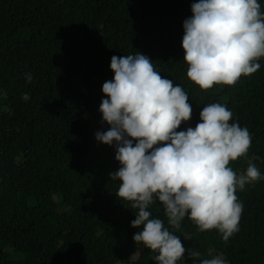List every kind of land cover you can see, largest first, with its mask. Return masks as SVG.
<instances>
[{
    "label": "trees",
    "instance_id": "1",
    "mask_svg": "<svg viewBox=\"0 0 264 264\" xmlns=\"http://www.w3.org/2000/svg\"><path fill=\"white\" fill-rule=\"evenodd\" d=\"M134 1L0 0V264H155L156 254L133 240L142 230L131 226L137 210L115 195L114 146L95 145L89 135L91 125L110 127L99 109L113 56L139 51L187 92L192 119L177 131L195 128L205 105H226L230 123L252 135L248 155L229 166L240 175L251 162L264 177V58L234 86L203 91L187 77L182 47L198 0ZM258 3L264 12V0ZM236 195L244 210L227 243L217 230L198 233L188 218L171 229L163 206H150L151 218L201 253L178 264L217 255L226 264H264V179Z\"/></svg>",
    "mask_w": 264,
    "mask_h": 264
},
{
    "label": "clouds",
    "instance_id": "2",
    "mask_svg": "<svg viewBox=\"0 0 264 264\" xmlns=\"http://www.w3.org/2000/svg\"><path fill=\"white\" fill-rule=\"evenodd\" d=\"M184 21L182 47L187 77L203 91L214 85L234 86L251 76L264 58V12L258 0H198ZM114 78L103 84L102 122L98 142L114 146L120 168L110 179L120 181L115 194L136 209L133 228L136 245L154 255L155 264H178L201 257L185 248L160 218H151V205L163 206L168 225L179 231L188 218L198 233L217 230L225 243L239 232L244 210L236 195L245 185L264 179L255 164L238 175L229 166L248 155L252 135L232 122L233 112L221 103H209L195 128L177 131L192 119L187 92L155 70L147 55L137 52L111 58ZM31 83V74L26 73ZM25 101L29 94L22 95ZM259 159V157H256ZM183 239L192 240L185 232ZM200 264H226L222 256L200 259Z\"/></svg>",
    "mask_w": 264,
    "mask_h": 264
},
{
    "label": "rangeland",
    "instance_id": "3",
    "mask_svg": "<svg viewBox=\"0 0 264 264\" xmlns=\"http://www.w3.org/2000/svg\"><path fill=\"white\" fill-rule=\"evenodd\" d=\"M98 131H102L101 129L97 128L95 125H91L90 126V132H89V135H90V138L93 140V142L95 143V145L99 144L100 142H98L95 138V134L96 132Z\"/></svg>",
    "mask_w": 264,
    "mask_h": 264
},
{
    "label": "bare ground",
    "instance_id": "4",
    "mask_svg": "<svg viewBox=\"0 0 264 264\" xmlns=\"http://www.w3.org/2000/svg\"><path fill=\"white\" fill-rule=\"evenodd\" d=\"M138 1H139V0H138ZM138 1H134V2L138 3ZM142 1H143V0H142ZM129 2H130V1H129ZM140 3H141V2H140ZM143 3H144V1H143ZM172 3H173V2H172ZM135 5H136V4H134L132 8H134ZM138 5H139V4H138ZM172 6H173V5H172ZM186 6H187V5H186ZM130 7H131V6H130ZM130 7H129V8H130ZM140 7H141V6H140ZM140 7H138V9H139ZM132 8H131V9H132ZM168 8H169V7H168ZM129 10H130V9H129ZM133 11H135V9H134ZM136 11H137V9H136ZM163 12H164V11H163ZM130 13H131V12H130ZM162 14H163V13H162ZM162 14H161V15H162ZM127 16H128V15H127ZM164 17H165V16H164ZM160 18H161V17H160ZM162 19H163V17H162ZM163 20H164V19H163ZM159 21H160V20H159ZM166 22H167V20H166ZM166 22H165V23L163 22V24L166 25ZM160 23H162V22H160ZM163 24H162V26H163V28H164V25H163ZM166 26H167V25H166ZM166 26H165V28H166ZM159 27H160V26H159ZM161 29H162V28H161ZM105 35H106V34H105ZM139 38H140V37H139ZM147 41H148V40H147ZM135 42H136V41H135ZM145 42H146V41H145ZM133 43H134V42H133ZM131 44H132V43H131ZM131 44H130V45H131ZM146 44H147V43H146ZM135 46H136V45H135ZM148 46H149V45H148ZM128 47H129V46H128ZM138 47H140V46H138ZM140 48H141V47H140ZM140 48H138L137 50H139ZM144 48H145V46H144ZM147 49H148V48H147Z\"/></svg>",
    "mask_w": 264,
    "mask_h": 264
}]
</instances>
